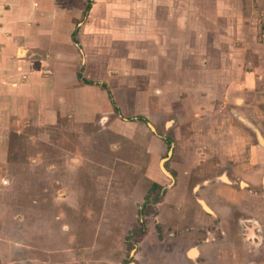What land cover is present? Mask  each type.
Wrapping results in <instances>:
<instances>
[{"label":"rangeland","instance_id":"1","mask_svg":"<svg viewBox=\"0 0 264 264\" xmlns=\"http://www.w3.org/2000/svg\"><path fill=\"white\" fill-rule=\"evenodd\" d=\"M40 2L22 61L56 85L0 121V264H184L175 190L258 220L222 264H264V0Z\"/></svg>","mask_w":264,"mask_h":264},{"label":"crops","instance_id":"2","mask_svg":"<svg viewBox=\"0 0 264 264\" xmlns=\"http://www.w3.org/2000/svg\"><path fill=\"white\" fill-rule=\"evenodd\" d=\"M40 6H42L40 0H0V121H4L6 117V128L12 129L11 131L24 126L25 118L23 116L27 107L36 108L40 106L45 97L48 98L47 96L51 95L53 91H47L43 86L56 85V78L51 74L52 71L46 72L47 75H52V78L43 80L41 75L43 71L42 63L35 61L36 59L22 61L31 51L35 55L41 53V51L37 52V42L42 40V34H40V25L36 23L38 21L37 18L41 17ZM74 35L75 33L72 34L73 39ZM50 49L52 51L51 44ZM22 53L25 54L23 55ZM215 192L216 190H210L208 195ZM172 193L170 192L169 194ZM183 195L182 193L177 195L179 196L178 200L172 202L174 205L171 206L174 208L172 209L173 212L176 210L175 208H179L175 215L180 217L187 213V209L182 210L186 207L185 200L187 197L186 194L185 196ZM167 199L168 197L164 196V204L167 203ZM234 203V201L231 202L230 207L227 206L228 209L224 208V211L220 212L213 208H210V211L205 209L210 212V215H208L213 219L212 223L207 226L208 228L203 227V224H200L196 216L194 218V227H191L190 231L184 232L183 226H179L177 230L179 233L182 234L184 232L190 235L188 243L183 242L177 253V257H181L184 264L187 258L195 260L192 261L197 264L196 260L199 257L200 259L204 257L209 262L216 264L235 260V253L242 251L240 241L246 247L252 244L244 236L243 224L245 222L254 223L262 238V225L260 222L256 219H244L245 216L241 215ZM214 221L219 222V229L224 234L221 235V244L211 241L212 238L217 239L219 237L214 233ZM206 232L209 236H207L205 241H202ZM191 251H196V256L193 258L190 257Z\"/></svg>","mask_w":264,"mask_h":264},{"label":"flooded vegetation","instance_id":"3","mask_svg":"<svg viewBox=\"0 0 264 264\" xmlns=\"http://www.w3.org/2000/svg\"><path fill=\"white\" fill-rule=\"evenodd\" d=\"M166 176H168L169 178H170V180H172V178L170 177V175L169 174H167ZM226 180V179H225ZM231 184H233L232 182H231ZM174 184H172L171 186H173ZM199 190H200V187L199 188H197V190H195L194 191V193H197V192H199ZM182 193V191L181 190H175V191H173V193L172 194H169V193H167L165 196H167L168 197V199H167V203H168V205L170 206L169 208L172 210V209H174V208H172L171 206L172 205H174V204H172V202H176V200H178V197L179 196H177V195H179V194H181ZM169 198H170V200H169ZM176 210L175 211H179V208L177 207V208H175ZM183 211L184 210H186V207L185 208H183L182 209ZM174 211V212H175ZM181 211V210H180ZM182 211V212H183ZM203 211H205V212H207V214H209L210 212H208V211H206L204 208H203ZM210 215V214H209ZM177 216V218H178V220H180L181 221V224L179 225V226H183V228H184V232L186 231H190L189 229L191 228V227H194L193 225H194V218H195V215L189 210V209H187V213L185 214V215H183L182 217H180L179 215H176ZM214 224H215V227H214V233H215V235H218L219 237L216 239V238H212V242H217V243H219V244H221V235H224L221 231H220V229H219V226H220V224H219V222L217 221V222H215L214 221ZM174 236V235H173ZM172 236V237H173ZM207 236H209L208 235V233L206 232V235L204 234V238H203V240L202 241H205L206 240V238H207ZM196 256V251H191L190 252V257H195ZM200 258V257H199ZM201 259H203L204 260V257H201Z\"/></svg>","mask_w":264,"mask_h":264},{"label":"water","instance_id":"4","mask_svg":"<svg viewBox=\"0 0 264 264\" xmlns=\"http://www.w3.org/2000/svg\"><path fill=\"white\" fill-rule=\"evenodd\" d=\"M152 128V127H151ZM165 172V171H164ZM166 173V172H165ZM204 209H206L205 205L202 203ZM208 210V209H206ZM244 226V236L247 240H249L252 244H258L260 242V233L256 225L252 222H245Z\"/></svg>","mask_w":264,"mask_h":264},{"label":"trees","instance_id":"5","mask_svg":"<svg viewBox=\"0 0 264 264\" xmlns=\"http://www.w3.org/2000/svg\"><path fill=\"white\" fill-rule=\"evenodd\" d=\"M89 9H90V5L87 7V10H86V12H88L89 11ZM75 36V35H74ZM80 77V76H79ZM86 82V81H85ZM87 84H89V85H91V83L90 82H86ZM115 111L116 112H118V109H117V107H115ZM141 120H143V119H141Z\"/></svg>","mask_w":264,"mask_h":264},{"label":"bare ground","instance_id":"6","mask_svg":"<svg viewBox=\"0 0 264 264\" xmlns=\"http://www.w3.org/2000/svg\"><path fill=\"white\" fill-rule=\"evenodd\" d=\"M206 207V206H205ZM207 209V208H206Z\"/></svg>","mask_w":264,"mask_h":264}]
</instances>
